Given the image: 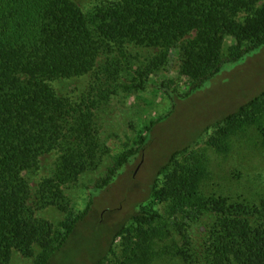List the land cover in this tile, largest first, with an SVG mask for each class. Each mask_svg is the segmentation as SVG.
<instances>
[{
	"label": "trees",
	"instance_id": "trees-1",
	"mask_svg": "<svg viewBox=\"0 0 264 264\" xmlns=\"http://www.w3.org/2000/svg\"><path fill=\"white\" fill-rule=\"evenodd\" d=\"M94 1L0 0V264L15 253L50 264L91 214V199L74 210L79 180L104 167L92 191L107 189L178 99L264 48V0ZM173 60L181 88L160 79ZM150 87L170 107L111 156L100 116ZM236 102L168 154L95 264H264V188L246 196L206 187L209 152L224 156L247 138L264 155V89ZM46 209L59 221L38 216Z\"/></svg>",
	"mask_w": 264,
	"mask_h": 264
},
{
	"label": "rangeland",
	"instance_id": "rangeland-1",
	"mask_svg": "<svg viewBox=\"0 0 264 264\" xmlns=\"http://www.w3.org/2000/svg\"><path fill=\"white\" fill-rule=\"evenodd\" d=\"M74 1L88 7L95 3L94 0ZM175 62H170L160 78L165 80L169 88H181L185 84V80L177 74ZM262 89L264 48L237 63L225 65L201 90L187 98L178 99L170 116L154 129V138L143 154L124 167L107 189L92 191L104 167L82 177L79 187L70 195L75 211L83 210L91 199V214L79 221L63 247L54 254L50 264H95L104 253L114 228L131 214L137 202L146 198L143 190L148 188L154 171L163 164L168 154L195 136L199 126L229 113L237 99L255 96ZM169 107V100L154 87L138 96L110 101L99 118L100 138L105 141L110 155L118 153L125 145L130 146L143 123L164 114ZM205 140L206 135L194 143L192 148L204 147ZM210 153L212 177L206 184L208 191L250 196L264 188V155L252 143H248L247 138L235 141L230 152L224 156ZM38 216L53 223L61 218L54 209L43 210ZM118 242L119 239L115 246ZM10 264L27 262L15 253ZM106 264L116 263L111 258Z\"/></svg>",
	"mask_w": 264,
	"mask_h": 264
}]
</instances>
